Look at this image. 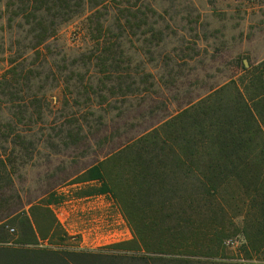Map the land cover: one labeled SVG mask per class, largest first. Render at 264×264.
<instances>
[{"label": "trees", "instance_id": "1", "mask_svg": "<svg viewBox=\"0 0 264 264\" xmlns=\"http://www.w3.org/2000/svg\"><path fill=\"white\" fill-rule=\"evenodd\" d=\"M109 1L114 0L90 1L91 14L85 18L91 26L88 31L93 42L92 48L85 51L89 57L82 54V59L70 61L71 69L64 67L67 75L63 76V82L68 95L81 99L84 95L85 100L75 99L72 107L78 108L79 112L67 115L64 110L69 107V96H65L61 118L66 119L68 125L59 132V136L67 134L69 143L64 144L67 149L87 150L92 146L99 149L94 152V155L101 153L99 158L86 170L87 182L101 183L98 194L114 193L108 176L111 164L121 172L119 183L127 186V192L134 195L132 203L138 211L136 218L127 213L136 239L123 245L132 247L128 252L138 254L122 256L118 255L119 252L107 253L105 250L77 252L65 249L68 236L51 208L59 202L46 200V197L54 199L53 190L45 192L36 206L33 202L26 204L23 201L16 189L17 157L14 154L18 149L24 151L21 165H27L26 159L30 158L34 145L26 142L23 135L32 133L35 127L45 123L47 113L52 115L54 111L51 105L43 106L47 101L46 94L40 96L43 86L37 87V93L32 92L34 81L41 83V74L30 68L24 70L23 64L15 62L11 70L2 78L0 76V264L1 259L4 264H204L199 262L200 258L222 259V241L229 235L225 231L215 234L210 229L218 222L216 219L220 212L224 211L223 192L228 194V188L232 187L238 190L234 197L246 196L253 203L250 213L255 217L256 228L253 226L251 230L247 226L245 229L243 252L249 260L254 256H264V66L259 65L253 70L251 66L245 67L244 71L250 72L251 78H231L224 85L210 88L204 96L189 100L181 111L162 119L149 132L137 137L121 136L117 133L119 127L113 132L104 122H108L110 116L104 107L111 108L117 99L126 101L142 92L147 93L156 84L162 86L163 80H157L143 68L148 65L144 61L145 54L135 45L139 43L148 51L158 50L163 42V32L159 29L162 22L154 6L148 5L146 12L122 10L114 20L106 6ZM232 1L244 6H264V0ZM85 6L86 0H16L6 7L9 8V22H22L36 44L32 50L42 51L41 46L57 36L58 26L80 18ZM137 54L143 62L134 66L131 55ZM92 67L96 71L94 76L86 72ZM18 71H21L22 78L10 82V75L16 78ZM53 71L59 73L56 67ZM71 89H81L84 94H77L78 97ZM25 90L32 93L29 95ZM93 97L98 99L97 106L93 105ZM99 112L105 115L90 119ZM6 115L11 123L5 122ZM94 127H97L95 133L88 136ZM41 130L53 131L51 126L41 127ZM91 139H94L92 145L88 144ZM149 150L157 151V155L147 158ZM133 163L148 168L156 164L163 169L158 172L156 168L153 175H145L137 173L134 167L131 171L136 170V174L129 180L126 175ZM175 185L183 188L184 193L177 200L180 205L177 229L170 227L173 221H168L174 220L169 211L173 199L164 194ZM189 185L192 186L190 190ZM147 190H159L161 196L147 194ZM137 200L143 205H139ZM151 208L157 213L162 210L163 217L148 220L145 210ZM12 224L23 227L25 232L11 236L8 229ZM144 230L160 236L161 240L153 237L146 242ZM40 240L57 246V251L4 246L16 243L26 247L37 245ZM143 251L161 257L141 255ZM261 261L258 264H264V260Z\"/></svg>", "mask_w": 264, "mask_h": 264}, {"label": "rangeland", "instance_id": "2", "mask_svg": "<svg viewBox=\"0 0 264 264\" xmlns=\"http://www.w3.org/2000/svg\"><path fill=\"white\" fill-rule=\"evenodd\" d=\"M90 1L86 0V6L83 8L85 11L80 18L60 24L57 36L42 45V51H33L32 48L36 44L34 39L28 35L29 29L23 27L22 22L17 20L9 22V8L6 6L9 2L14 4L16 0H0V76L2 78L11 70L13 63L19 62L23 64L24 70L30 68L39 72L41 83L34 81L32 92L37 93V87L43 86L40 96L46 94L48 101L43 102V106L44 104L51 105L55 114L47 113L45 123H41L34 129L33 126L30 127L33 132L23 135L27 139L26 142L32 143L34 148L31 149L30 158L26 159L27 165L25 166L21 165V158L24 157L25 152L18 149L14 154V157H17L16 189L26 204L33 202L35 206L43 198L45 192L53 190L54 199L46 197V200L59 202L51 208L65 233L67 228H72L74 232L86 229L85 242L92 243L95 236L96 238L101 236L94 246H99L98 248L107 253L119 252L118 255L134 256L138 252H128L132 247L123 244L136 239L135 229L127 213L131 218H136L138 211L133 207L135 205L132 203L134 195L127 192L129 189L127 186L126 188L119 183L121 172L119 173L118 168L111 164L108 167V176L114 193L98 194L101 183L87 182L86 170L94 160L99 158L101 153L94 155V152L99 149L94 146L87 150L67 149L64 146L65 142L69 143L66 139L67 134L63 133L59 136V132L68 125L67 120L61 118L64 110L62 106L66 102L65 96H69V101H67L69 107L64 110L67 115L79 112L78 108L72 107L75 99L80 102L85 100L81 89L79 91L71 89V91L76 96L77 94L83 95L84 100L68 95L63 76L67 75L64 67L70 68V61L82 59V54L89 57L85 51L93 46L92 37L88 31L90 25L85 21L86 16L91 14ZM95 2H101V0H95ZM148 5L154 6L159 13V19L162 22L159 29L163 32V42L158 50L150 49L151 54L147 47L139 43L135 45V48L142 49L140 52L145 54L144 61L148 64L143 68L146 72H151L157 80H163L162 86L156 84V87L147 93L142 92L126 101L117 99L112 103L111 108L104 107L105 111L110 112L108 122L104 121L109 125V129L113 131L114 128L119 127L117 133L128 138L149 132L162 119L176 115L189 100H194L200 95L204 96L210 88L224 85L231 78L240 80L242 76L244 79L249 77L250 72H245V67L251 66L253 70L259 65L264 66V6L256 4L244 6L232 0H114L106 4L114 20L122 10L132 13L137 10L146 12ZM135 6H137L136 9H134ZM123 14L128 15V13ZM131 56L134 66L143 62L138 54ZM54 67L59 73L52 72ZM86 72H90V76L96 73L93 67L87 69ZM10 78V82L13 81V83L17 78L21 79V71H18L16 78L13 75H10ZM141 90L143 91L144 88ZM25 91L29 95L32 93ZM93 105H98V99L95 97H93ZM5 106L11 107V105ZM98 110L102 109L98 108ZM104 115L103 112H99L90 119H98ZM83 116L82 113V118ZM4 118L6 123H11L8 115ZM47 126H51L53 131L42 132L41 127L47 128ZM96 129L97 127H94L88 136L94 134ZM91 140L88 144L92 145L94 139ZM6 148L10 149L8 145ZM149 152L150 154L146 155L147 158L157 155V151L149 150ZM132 158L135 159V156ZM134 167L137 168V173L142 172L145 175L147 173L153 175L156 168L158 172L163 169L156 164L148 168L133 163L126 175L129 180L136 174V170L131 171ZM192 183L194 184V181ZM191 187L189 185V190ZM158 191L147 190V194L161 196ZM237 193L236 187L228 188V194L226 191L223 192L226 201L222 206L224 211L220 212L216 219L218 222L210 229V231H215V234L225 231L229 235L222 241L223 258H200L199 262L202 261L204 264H258L264 260V256H254L249 260L243 252L246 244L243 233L247 226L252 230L255 226V217L250 213L253 203L246 196L245 198L240 195L234 197ZM164 194L167 198L173 199L169 211L174 216V220L168 221L169 223L173 221L170 227L177 229L176 217L180 208L177 200L178 196L184 194L183 188L175 185L170 192ZM94 196L101 198L100 200L97 197L85 199ZM157 198L156 200H159V197ZM137 202L143 205V202L138 200ZM155 210L153 208L145 210L148 220L163 217L162 210L158 213ZM169 211L167 212L170 215ZM8 231L11 236H18L21 232H25V229L12 224ZM144 231L146 242H150V238L153 237L160 238V236L148 234L147 230ZM161 237L163 239V236ZM41 241L44 244L47 242ZM80 244L81 239L77 236L68 237L65 240V245L70 247H77ZM141 255L151 258L161 257V255H149L145 251Z\"/></svg>", "mask_w": 264, "mask_h": 264}, {"label": "crops", "instance_id": "3", "mask_svg": "<svg viewBox=\"0 0 264 264\" xmlns=\"http://www.w3.org/2000/svg\"><path fill=\"white\" fill-rule=\"evenodd\" d=\"M97 196H94V197H87L85 199H90V198H96ZM99 198L98 200H100L101 197H97ZM91 222V221H90ZM63 223V222H62ZM85 223V222H84ZM83 223V224H84ZM71 229V230H70ZM68 229L67 228V236L68 237H79L81 239V244L77 247H70L68 245L65 246V249H68L70 251H88V252H98L100 250H102L101 248H98L99 246H94L96 244L97 241H99L100 237L96 236L93 238V242L92 243H87L85 242L86 241V229H82V230H79V231H73L72 228ZM42 241L40 240L38 242L37 245H30V246H26V247H23L22 245H19V244H16V243H10V244H6L4 245L5 247H8V248H12V249H22V248H25V249H35V250H50V251H57V246L55 245H51L49 244L48 242H46L45 244L44 243H41ZM88 244V246H87ZM90 244V246H89ZM87 246V248H86ZM5 261H3L1 259V264H4Z\"/></svg>", "mask_w": 264, "mask_h": 264}]
</instances>
